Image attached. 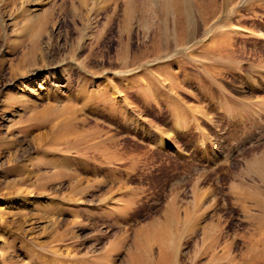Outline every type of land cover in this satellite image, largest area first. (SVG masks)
<instances>
[{
	"label": "rangeland",
	"instance_id": "374dc122",
	"mask_svg": "<svg viewBox=\"0 0 264 264\" xmlns=\"http://www.w3.org/2000/svg\"><path fill=\"white\" fill-rule=\"evenodd\" d=\"M0 264H264V0H0Z\"/></svg>",
	"mask_w": 264,
	"mask_h": 264
},
{
	"label": "bare ground",
	"instance_id": "6f19581e",
	"mask_svg": "<svg viewBox=\"0 0 264 264\" xmlns=\"http://www.w3.org/2000/svg\"><path fill=\"white\" fill-rule=\"evenodd\" d=\"M37 18H38V17H37ZM44 19H45V18H44ZM49 35H50V34H49ZM40 50H41V49H40ZM41 54H42V53H41ZM35 57H36V56H35ZM42 60H43V59H42ZM40 62H41V61H40ZM39 64H40V63H39ZM46 65H47V64H46ZM43 67H44V66H43ZM12 70H13V69H12ZM15 71H17V70H15ZM19 71H20V70H19ZM14 73H15V72H14ZM14 73H13V74H14ZM17 73H18V72H17Z\"/></svg>",
	"mask_w": 264,
	"mask_h": 264
},
{
	"label": "crops",
	"instance_id": "0c3cea01",
	"mask_svg": "<svg viewBox=\"0 0 264 264\" xmlns=\"http://www.w3.org/2000/svg\"><path fill=\"white\" fill-rule=\"evenodd\" d=\"M146 151V150H145Z\"/></svg>",
	"mask_w": 264,
	"mask_h": 264
}]
</instances>
